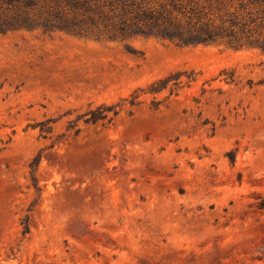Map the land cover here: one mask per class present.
Listing matches in <instances>:
<instances>
[{
  "label": "rangeland",
  "instance_id": "374dc122",
  "mask_svg": "<svg viewBox=\"0 0 264 264\" xmlns=\"http://www.w3.org/2000/svg\"><path fill=\"white\" fill-rule=\"evenodd\" d=\"M260 4L0 0V264H264Z\"/></svg>",
  "mask_w": 264,
  "mask_h": 264
},
{
  "label": "trees",
  "instance_id": "16d2710c",
  "mask_svg": "<svg viewBox=\"0 0 264 264\" xmlns=\"http://www.w3.org/2000/svg\"><path fill=\"white\" fill-rule=\"evenodd\" d=\"M254 1L257 3L260 2L261 3L260 5H264V0H254ZM249 17H253V14H252V16L250 15ZM256 18H258V19L262 18L261 22H263V24H264V15L257 16ZM251 21H253L252 18L250 19L249 22H251ZM262 49L264 50V47H262ZM259 208H261V209L264 208V205L260 204Z\"/></svg>",
  "mask_w": 264,
  "mask_h": 264
}]
</instances>
